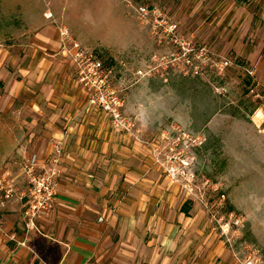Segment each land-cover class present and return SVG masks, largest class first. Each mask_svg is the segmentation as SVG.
I'll return each mask as SVG.
<instances>
[{
	"label": "rangeland",
	"instance_id": "1",
	"mask_svg": "<svg viewBox=\"0 0 264 264\" xmlns=\"http://www.w3.org/2000/svg\"><path fill=\"white\" fill-rule=\"evenodd\" d=\"M63 1L38 0L39 13L48 18L50 9ZM124 4L128 19L114 11L112 23H99L89 40L75 35L66 23L60 27L112 70L122 114L133 127L118 130L104 113L113 130L147 149L146 158L156 169V178L160 176L151 207L172 217L167 229L178 228L176 237L168 236V246H229L245 264H264V122L254 121L255 112L264 110V77L256 72L264 51L256 52L253 28L239 19L251 1L129 0ZM142 7H156L162 17L145 16L139 12ZM103 11L91 13L100 17ZM232 16L235 20L230 22ZM161 19L167 23L159 25L156 20ZM27 23L14 13L0 16V43L20 44L31 29ZM170 23L178 27L168 33ZM226 60L230 65L221 70ZM13 76L23 84L16 97L0 81L2 168L20 162V152L48 144L42 138L46 124L33 118L32 103L39 93L31 91L30 78ZM187 201L189 217L180 219ZM154 237L148 231L145 244Z\"/></svg>",
	"mask_w": 264,
	"mask_h": 264
},
{
	"label": "crops",
	"instance_id": "2",
	"mask_svg": "<svg viewBox=\"0 0 264 264\" xmlns=\"http://www.w3.org/2000/svg\"><path fill=\"white\" fill-rule=\"evenodd\" d=\"M66 1L50 9L51 19V13L48 18L39 13L38 0H0L1 17L14 13L31 27L20 44L0 43V81L16 97L23 84L13 74L30 78L31 91L39 93L32 103L33 118L46 124L42 138L48 140L42 149L20 152V162L5 165L17 181L13 198L4 200L0 194V264H245L229 246H168V236L176 237L178 228L167 229L172 217L151 207L160 176L156 178V169L146 158L147 149L113 130L104 111L89 105L60 35V23H66L75 35L89 40L99 23H112L114 11L128 19L124 1L129 0ZM248 1L251 7L240 11L239 19L253 28L255 50L261 53L264 0ZM96 9L104 10L100 17L91 13ZM246 58L257 59L253 54ZM256 72L264 77V57ZM65 133L56 202L28 229L24 215L28 184L21 175L22 161L31 154L48 160L53 141ZM182 207L180 219L188 218ZM148 231L155 237L145 244Z\"/></svg>",
	"mask_w": 264,
	"mask_h": 264
},
{
	"label": "built area",
	"instance_id": "3",
	"mask_svg": "<svg viewBox=\"0 0 264 264\" xmlns=\"http://www.w3.org/2000/svg\"><path fill=\"white\" fill-rule=\"evenodd\" d=\"M139 12L145 16L153 13L155 16L162 17L161 11L156 7L152 10L142 7ZM156 21L159 25L167 23L165 19ZM167 27L168 33H171L177 29L178 25L170 23ZM60 34L64 47L63 52L71 58L75 66L77 80L87 92L89 105L108 114L118 130L129 131L133 127V122L122 114L123 101L113 86L112 70L107 68L93 51L75 40L68 31L60 30ZM228 65L230 62L226 60L221 64L220 69L223 70ZM67 135L65 133L62 138L53 142L48 160H41L37 154H31L21 165V175L25 177L28 184V200L24 212L28 229L34 228L36 219L54 207ZM16 181L17 177L10 169L0 168V194L4 200L14 197Z\"/></svg>",
	"mask_w": 264,
	"mask_h": 264
},
{
	"label": "bare ground",
	"instance_id": "4",
	"mask_svg": "<svg viewBox=\"0 0 264 264\" xmlns=\"http://www.w3.org/2000/svg\"><path fill=\"white\" fill-rule=\"evenodd\" d=\"M51 16V15H50ZM254 121L260 125L264 121V110L258 109L254 114Z\"/></svg>",
	"mask_w": 264,
	"mask_h": 264
},
{
	"label": "trees",
	"instance_id": "5",
	"mask_svg": "<svg viewBox=\"0 0 264 264\" xmlns=\"http://www.w3.org/2000/svg\"><path fill=\"white\" fill-rule=\"evenodd\" d=\"M190 201H187V202H185L184 203V205H183V207H182V210L186 213V214H188L189 213V205H190Z\"/></svg>",
	"mask_w": 264,
	"mask_h": 264
},
{
	"label": "water",
	"instance_id": "6",
	"mask_svg": "<svg viewBox=\"0 0 264 264\" xmlns=\"http://www.w3.org/2000/svg\"><path fill=\"white\" fill-rule=\"evenodd\" d=\"M237 1H240V0H237Z\"/></svg>",
	"mask_w": 264,
	"mask_h": 264
}]
</instances>
